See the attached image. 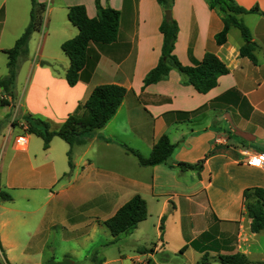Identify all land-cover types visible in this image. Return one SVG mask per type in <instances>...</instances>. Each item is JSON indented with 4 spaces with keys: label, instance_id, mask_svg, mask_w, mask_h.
<instances>
[{
    "label": "crops",
    "instance_id": "crops-1",
    "mask_svg": "<svg viewBox=\"0 0 264 264\" xmlns=\"http://www.w3.org/2000/svg\"><path fill=\"white\" fill-rule=\"evenodd\" d=\"M36 1L45 4L46 11L42 32L36 38L34 34L30 37L35 39L34 53L33 48L28 49L33 57L19 66V75L23 69L25 73L21 82L16 76L15 96L13 88L11 97L0 91V100L7 102L5 106L0 104L1 158L14 153L7 162L3 188L25 192L21 197L27 206L11 209L2 205L4 215L12 216L0 224V249L7 250L8 259L15 260L10 251L17 244L11 238L24 217L30 216L34 222L35 234L54 228L56 201L61 197L67 199L60 208L59 225L65 231L76 230L77 225L87 226L86 222L93 218L100 220V226L91 228L104 226V221L135 195L155 201L166 195L155 225L158 241L162 217L167 212L170 216L177 214L179 207L172 201H181L184 209L178 216L177 227L185 238L179 248L182 258L193 252L197 253L198 261L205 254L219 261V256L240 254L251 264H264V230L251 231L248 215L251 206L263 207L257 189L264 188V170L249 166L239 154L243 149L250 153L264 152V0H234L243 9L258 8L257 13L239 16L255 44V64L240 56L244 41L237 29L230 28L226 41L216 44L215 36L223 28L222 16L209 7L207 0L173 1L170 18L178 27L173 49L178 62L196 66L210 52L229 70L206 93L186 85V78L172 64L167 77L143 86L144 77L161 57L163 37L159 27L165 11L157 0H99L103 8L120 13L116 41L108 45L90 44L78 82L68 86L65 73L69 59L61 51V44L74 38L78 31L67 19V7L82 5L92 19L97 15L95 0ZM28 3L29 6L27 0H0L1 54L14 46L27 27L30 0ZM105 84L119 85L126 89V94L114 116L86 144L72 147V168L56 166L53 160L52 151L59 147L57 137L46 150L40 138L41 142L31 145L27 139L25 147H19L15 139L12 141L14 128L21 126L28 116L43 120L52 131L58 130L87 100L93 88ZM11 110L13 116L8 120L6 115ZM164 135L175 146L174 151L163 164L146 167L139 164L135 168L148 169L150 176L145 182H136L129 171L128 174L115 170L111 157L114 153L129 163L133 162L129 159L133 155L128 149L148 158ZM63 153L66 155V149ZM206 156L199 172L179 166L195 164ZM25 169L30 173L24 172ZM160 172L166 180H162ZM108 192L118 201L107 215L96 213L93 206ZM89 204L94 205L79 215L81 219L77 213L68 212L70 205L75 210ZM193 206L201 211L193 214L189 210ZM10 221L14 228L7 230ZM133 231L128 237H132ZM125 235H120V239ZM140 241L138 236L131 240L133 246L146 248ZM156 244L159 242L153 243ZM161 246L163 253L164 241ZM139 250L137 255L146 257ZM157 250L148 253V264L154 263Z\"/></svg>",
    "mask_w": 264,
    "mask_h": 264
},
{
    "label": "trees",
    "instance_id": "trees-1",
    "mask_svg": "<svg viewBox=\"0 0 264 264\" xmlns=\"http://www.w3.org/2000/svg\"><path fill=\"white\" fill-rule=\"evenodd\" d=\"M174 0H157L158 5L164 11H170ZM211 9H216L221 14L223 28L215 36L217 45H222L226 41V36L230 28H235L240 32L244 44L240 48V56L248 58L253 64L256 63L253 51L255 44L251 41L250 32L244 26L239 16L258 12L255 6L249 10L239 7L234 0H207ZM31 11L30 21L15 41L11 49L4 50L7 56V75L0 79V88L5 95L12 96L10 92L18 70V60L25 59L28 54V42L31 35L41 29L43 14L46 5L30 0ZM97 15L95 18H88L84 6L75 5L67 7V19L78 31L77 35L61 44V51L69 59V67L65 73V80L68 86L73 87L78 82V75L83 69L87 50L90 44L108 45L116 41L118 34V23L120 13L111 8H103L99 0H95ZM159 31L163 37L161 57L157 65L147 73L143 79V86L155 84L165 77L170 71L172 64L185 78V84L191 86L199 93H206L217 85V80L229 73L228 68L213 53H206L196 66H184L178 62L173 54L178 27L176 22L170 18L162 21ZM43 64V63H42ZM126 89L116 84L99 85L93 88L87 100L77 107L74 114L69 115L61 127L52 131L49 125L43 120L28 116L25 118V131L40 138L43 142V149L49 147V143L54 137L64 141L69 150L67 152L68 166L72 168L71 149L74 146L84 145L93 136L95 131L101 129L116 113L122 103ZM2 106L7 105L5 100H0ZM175 146L170 143L166 135L162 136L153 146L148 158H143L138 152L128 149L137 158L141 166H155L163 164L171 156ZM204 159L195 164L181 163L179 166L186 170L200 171L203 167ZM257 194L262 201L263 207L251 206L248 210L250 218V230H264V188H258ZM1 199L10 200L8 195L0 193ZM146 202L138 195L132 197L122 205L116 213L104 221L103 225L108 230L113 243L120 235L130 234L138 223L146 220ZM164 217L160 221V231L163 229ZM161 239V237H160ZM146 253L145 249L140 250ZM152 251V250H150ZM221 264H251L243 255L219 256ZM207 254L202 256L200 263L207 264ZM101 262L100 264H102Z\"/></svg>",
    "mask_w": 264,
    "mask_h": 264
},
{
    "label": "rangeland",
    "instance_id": "rangeland-1",
    "mask_svg": "<svg viewBox=\"0 0 264 264\" xmlns=\"http://www.w3.org/2000/svg\"><path fill=\"white\" fill-rule=\"evenodd\" d=\"M27 4L29 6L28 0ZM46 11V9H45ZM43 22L40 32L33 33L34 38L36 36L38 37L39 34L42 32L44 19H45V12L43 14ZM244 24V22L242 21ZM246 27V24H244ZM248 29V28H247ZM237 32V31H235ZM28 49L33 48L35 49V39H29L28 43ZM28 52L25 59L18 60V70L17 75L19 82L23 81L22 76L24 75L25 71L24 69L19 75V66L23 64V62L27 58H32L33 54ZM0 72L2 73L0 75V79L5 77L6 75V56L2 53H0ZM17 80V77L15 78ZM17 81H14L13 85V94L15 96V86ZM18 86V84H17ZM17 95L20 91V87H17ZM1 91V88H0ZM13 116V110H11L8 115H6V118L9 120ZM17 127V126H16ZM25 131V121L21 126H18L17 128H14L13 133L11 134L12 141L18 137L23 136L26 139H28L29 144H33V142H41L38 137L35 135H32ZM1 137V136H0ZM1 141V140H0ZM15 141V140H14ZM55 142L59 144V147L57 146L52 151L53 160L56 164V166H63L64 169H67L68 165V157L67 153H63V149H66V152H68V145L62 141L61 139H55ZM36 145V143H35ZM60 146L62 147L60 151ZM75 147V146H74ZM77 147V146H76ZM14 153L9 152L5 158H1L0 153V193L3 195H8L10 197V200H4L1 199L0 196V224L2 220L5 218H8L9 216L7 214L4 215L3 212H5L2 208V205L9 206L11 209H24L27 206L25 205V201L22 199L21 195L25 192H22L20 190H6L3 188L4 180L7 175V162L10 161V157L13 156ZM19 154V153H17ZM72 154V153H71ZM60 155V158L58 159L57 156ZM128 156V155H127ZM114 159L115 162V170L116 171H126L128 174L130 172V175L136 182L144 181L150 176L148 169L143 168H137L139 165L138 160H136L133 156H129V159L133 160L129 163V161H125L123 158V161H121L120 156L118 154H113L111 156ZM197 163V162H196ZM69 168V166H68ZM128 169V170H127ZM186 170L185 168H183ZM129 171V172H128ZM24 172H28V169H25ZM160 177L162 180H166V176L163 172H160ZM145 192V191H144ZM143 193V192H142ZM164 193V192H163ZM139 196V195H138ZM166 195L162 197L165 198ZM58 199V198H57ZM56 199V200H57ZM144 199V198H143ZM162 199H159L158 201H155L153 198H150L146 196V204H147V218L146 220L140 222L137 224L139 225L138 229L137 226L133 231L132 237H129L130 239H134L136 236H138L141 241V246H145L146 248H140L133 246L131 240L129 241L127 238L128 235H125V237L117 238L113 243L111 236L108 232V230L104 227H97L100 226V220L97 219H91V221L88 223L86 222V225H77L76 230H63L61 225L62 217H61V206L66 202L67 199L64 197H61L56 201V207L58 210H56V213L54 215L53 220V226L54 228H50V230H41L35 234L34 230V222L30 218V216H25L23 219V223L19 228H16V234L11 239L15 241L17 244V247L14 250H11L10 252H13L12 256L15 258L14 261H10L7 256L6 251L0 249V264H45L46 262L50 260L54 261H62V260H70L73 264H100L101 262H104L103 264H148L147 260L148 253H150L154 250L159 251L156 258L153 260L154 263L151 264H202L200 261L197 260V253H189L186 255V257L181 256L179 252V248L182 245V239L185 238L180 236L177 224H178V216L180 214V211L183 212V203L177 199H174L172 201L173 204H176L178 208L177 214H170L167 212L165 213V218L163 221V224L165 226V234L163 236V229L160 231L161 239L158 241L157 233H156V220L157 215L160 211V208L162 206ZM118 201V198L114 196V194L107 193L106 196L102 197V199L98 200V204L93 209H96V213H101V215H107L109 213V210L111 207ZM181 204V206H180ZM94 204H89L87 206L81 207L79 209L74 210V206L70 205L68 206V212L70 214H78V219H81L79 215L86 213L89 211ZM181 207V208H180ZM188 210V209H187ZM189 210L195 214L200 212L201 210L197 206H193L189 208ZM3 213V214H2ZM185 213V212H184ZM12 217V216H11ZM9 217V218H11ZM14 217V215H13ZM93 217V216H92ZM88 220V219H87ZM94 222H93V221ZM78 221V220H77ZM86 221V219H83V222ZM93 222L92 224H90ZM14 223L12 221L9 222V225L7 227V230L13 229ZM97 225L94 228L91 226ZM158 230V229H157ZM165 242V248L164 252L162 251V242ZM159 244L153 245V243ZM139 249H145L146 250V257H140L137 255V250ZM3 251V252H1ZM140 251V250H139ZM210 254V253H209ZM9 255V254H8ZM211 256V255H209ZM120 258V259H118ZM6 261V262H5ZM198 262V263H197ZM207 264H221L216 258H209L207 256ZM150 264V263H149Z\"/></svg>",
    "mask_w": 264,
    "mask_h": 264
},
{
    "label": "built area",
    "instance_id": "built-area-1",
    "mask_svg": "<svg viewBox=\"0 0 264 264\" xmlns=\"http://www.w3.org/2000/svg\"><path fill=\"white\" fill-rule=\"evenodd\" d=\"M15 143L19 147H25L27 139L23 136H18L15 138ZM239 154L249 166L264 170V152L250 153L247 149H243Z\"/></svg>",
    "mask_w": 264,
    "mask_h": 264
},
{
    "label": "water",
    "instance_id": "water-1",
    "mask_svg": "<svg viewBox=\"0 0 264 264\" xmlns=\"http://www.w3.org/2000/svg\"><path fill=\"white\" fill-rule=\"evenodd\" d=\"M164 15H165V18L166 19H170V16H171V13H170V11H165V13H164ZM45 264H73L70 260H62V261H54V260H50V261H48V262H46Z\"/></svg>",
    "mask_w": 264,
    "mask_h": 264
}]
</instances>
